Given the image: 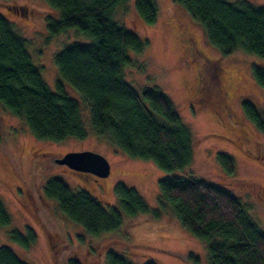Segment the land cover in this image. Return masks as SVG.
Here are the masks:
<instances>
[{"label": "rangeland", "instance_id": "rangeland-1", "mask_svg": "<svg viewBox=\"0 0 264 264\" xmlns=\"http://www.w3.org/2000/svg\"><path fill=\"white\" fill-rule=\"evenodd\" d=\"M155 1L158 17L153 24H146L137 14L135 0L118 4L114 19L149 41L144 51L129 52L132 63L125 69V80L139 92L156 87L165 93L198 140L191 163L175 171H165L150 160L128 156L107 135L92 129L90 105L60 76L55 64V56L64 46L88 44V37L74 29L50 35L45 15L54 9L47 0H0V14L25 39L33 63L48 87L56 91L61 84L78 102L86 131L82 139H38L22 118L0 104V199L10 216L9 225L0 226V246L12 247L28 264H107L109 249L135 264L146 259L158 264H210L207 241L193 237L170 207L159 218L142 220L141 216L133 226L96 236L67 217L55 199L43 194L42 185L50 177H59L73 192L87 191L106 208L119 209L124 222L129 217L121 209L117 184L136 189L153 210L160 206L161 178L176 175L204 179L240 198L264 231V131L246 116L241 106L242 101H249L259 113L264 111V88L253 76L254 66L264 68V57L240 49L222 56L199 21L173 0ZM248 1L264 6V0ZM10 5L24 11L8 10ZM185 28L195 47L185 41V36L190 39L184 34ZM227 75L235 82L230 107L215 100V93L223 91L222 83L228 81ZM200 85L203 94L196 93ZM70 150L101 153L110 162L109 176L93 179L62 169L54 159ZM220 152L234 158L232 175L219 163ZM27 228L35 232L36 239L26 249L13 241L9 232H25ZM149 246L155 249L150 251ZM176 253L198 259L181 258Z\"/></svg>", "mask_w": 264, "mask_h": 264}, {"label": "trees", "instance_id": "trees-1", "mask_svg": "<svg viewBox=\"0 0 264 264\" xmlns=\"http://www.w3.org/2000/svg\"><path fill=\"white\" fill-rule=\"evenodd\" d=\"M54 11L45 15L50 35L67 29L90 39L72 43L55 56L60 76L74 86L90 105L91 126L104 134L128 156L154 162L165 171L182 170L191 163L195 139L171 99L158 88L139 92L125 80L132 61L129 52L144 51L149 44L114 19L118 4L127 0H47ZM205 28L209 41L226 56L236 50L264 57V6L248 0H173ZM11 11L20 6L10 5ZM18 8V9H17ZM137 14L146 24L158 17L155 0H135ZM14 11V12H15ZM24 11L23 10H19ZM253 76L264 88V68L253 67ZM0 104L22 118L38 139L60 141L82 139L86 131L78 102L58 84L52 91L41 76L10 22L0 14ZM246 116L264 131V111L259 113L243 101ZM1 137V131H0ZM228 175L235 170L234 158L217 154ZM159 208L151 210L136 189L115 186L122 212L106 208L85 190L73 192L59 177L42 185L43 194L57 201L60 210L92 235L116 233L121 227L161 217L166 207L196 238L207 241L210 264H264V231L250 216L245 204L231 191L200 178L168 176L159 180ZM10 216L0 199V226ZM10 237L24 248L36 239L35 232L13 229ZM150 251L155 249L148 247ZM197 260L194 255L176 253ZM0 264H28L12 247L0 246ZM107 264H135L123 255L107 250ZM142 264H158L146 259Z\"/></svg>", "mask_w": 264, "mask_h": 264}, {"label": "water", "instance_id": "water-1", "mask_svg": "<svg viewBox=\"0 0 264 264\" xmlns=\"http://www.w3.org/2000/svg\"><path fill=\"white\" fill-rule=\"evenodd\" d=\"M19 8L23 10L22 7ZM55 162L66 165L74 171L88 172L98 177H108L111 172L109 160L101 153L92 150H70L55 158Z\"/></svg>", "mask_w": 264, "mask_h": 264}, {"label": "flooded vegetation", "instance_id": "flooded-vegetation-1", "mask_svg": "<svg viewBox=\"0 0 264 264\" xmlns=\"http://www.w3.org/2000/svg\"><path fill=\"white\" fill-rule=\"evenodd\" d=\"M186 33L188 34V37L190 38V39H188L186 36H185V41L188 43V44H190V46L191 47H195V41H194V39H193V37H190V32L188 31L187 32V29L185 28L184 29V34L186 35ZM224 74H225V72H224ZM230 77L231 76H229V75H227L226 76V80H228V81H224V83H222V86H223V91H220V90H218V93H215L216 95H215V100L217 101V102H219L220 103V105H221V103L223 104V105H225V106H228V107H230V105H229V99L231 98V91H232V89H233V87H234V83L235 82H233L231 79H230ZM223 79L225 80V77H223ZM201 88V85L200 86H198L197 88H196V93H202L203 94V91L200 89ZM243 102V101H242ZM222 106V105H221ZM55 160V159H54ZM58 164V163H57ZM60 165V167L62 168V169H65V170H71L72 172H74V173H76V174H80V175H82V176H87V177H90V178H93V179H97V178H99L98 176H96V175H94V174H92V173H88V172H78V171H74V170H72V169H70V168H68L66 165H62V164H59ZM43 191V190H42Z\"/></svg>", "mask_w": 264, "mask_h": 264}]
</instances>
